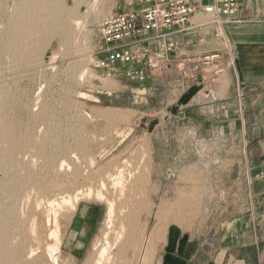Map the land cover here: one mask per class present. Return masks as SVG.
<instances>
[{"label":"rangeland","instance_id":"1","mask_svg":"<svg viewBox=\"0 0 264 264\" xmlns=\"http://www.w3.org/2000/svg\"><path fill=\"white\" fill-rule=\"evenodd\" d=\"M33 2L45 9L33 12V23L24 31V39L15 41L18 44L15 47L11 34L14 19L21 11L23 16L29 14V10L19 9ZM142 5L143 0H83L79 4L76 0H0V117L3 122L0 129L14 125L10 138L17 146L16 152L31 161L33 172L43 180L46 177L40 173L49 158L66 161L75 177L73 185L83 189L96 188V182L118 167L139 166L143 175L141 191L146 198L142 229L147 233L152 231L160 217L171 220L167 230L177 224L191 230L203 216L205 196L214 197V182H206L205 178L215 179V176L205 175L203 168L214 165L215 160H175L171 157L175 152H168L166 147L154 153L156 142L152 134L167 124L166 118H172L171 107L191 84L199 83L201 74H205L203 84L207 90L224 91L228 86V69L226 64L218 65L217 60L211 68L202 65L193 78L186 64L180 62L174 76L166 75L170 69L155 72L156 79L152 80L150 90L149 86L136 84L125 76L109 77L107 72L96 68L92 56L100 43L103 19ZM58 11L63 12V17ZM195 20L204 22L200 16ZM124 70L118 67L115 72L124 73ZM154 122H158V127L151 131ZM164 129L170 132L177 128ZM2 139L0 144L6 146ZM90 160L95 162L92 172L87 169ZM7 172L0 160V185L7 179ZM203 185H208L210 190L199 191ZM73 205L76 212L60 213L61 225H65L61 227L64 238L60 252L54 256L59 264H89L97 255L96 247L105 244L103 233L108 206L95 196ZM83 205L85 211L79 216L77 213ZM3 217L6 218L0 213L4 220L0 219V227L5 231L7 228L8 232L11 222ZM177 219L189 221L180 223ZM76 222L80 225H75ZM30 225L32 222L27 227ZM70 237L74 243L69 244ZM164 243L165 238L155 241V260L149 264H162ZM25 249L14 263L11 255L0 249V264H46L41 254L27 261L28 247Z\"/></svg>","mask_w":264,"mask_h":264},{"label":"crops","instance_id":"2","mask_svg":"<svg viewBox=\"0 0 264 264\" xmlns=\"http://www.w3.org/2000/svg\"><path fill=\"white\" fill-rule=\"evenodd\" d=\"M234 19L238 22L179 36V52L171 54L166 73L171 76L180 62L192 75L206 56L219 54L218 65H227L228 86L205 88L152 134L154 153L166 147L175 160H215L203 168L205 175L215 176L205 178L214 182V197L205 196L194 228L177 224L167 230L162 264H264V0H240ZM154 74L136 84L151 90ZM168 126L177 129L169 132ZM199 189L210 190L208 185ZM84 211L83 205L77 215Z\"/></svg>","mask_w":264,"mask_h":264},{"label":"bare ground","instance_id":"3","mask_svg":"<svg viewBox=\"0 0 264 264\" xmlns=\"http://www.w3.org/2000/svg\"><path fill=\"white\" fill-rule=\"evenodd\" d=\"M82 1L76 0L78 4ZM40 7L33 2L27 8L23 6L19 9L29 10V14L23 16L21 11L20 15L14 19L11 34L15 47L18 45L15 41L24 39V31H28L33 23L35 11L45 9ZM61 11H58V14L63 17ZM108 116L112 117L113 113ZM1 117L0 126L3 125ZM11 126L14 127V125ZM11 126L9 124L4 129H0V138H3L2 142L6 144V146L0 144V160L8 171L7 179L0 185V213L11 222L8 232L6 223H4L6 231L0 227V249H4L3 252L11 255L12 263L19 259L28 247L27 261L41 254L44 255L46 264H59L54 254L60 252L61 241L64 238L61 227L65 226L61 225L63 219L59 217L62 215L60 213L64 211L67 212L66 214L74 213L76 212L74 203L94 196L98 201L107 203L108 213L106 229L103 233L105 244L102 247L99 245L100 248L96 247L97 255L89 264H149L154 259L155 241L164 240L171 220L165 218L166 221L159 217L152 231L147 233L142 229V210L146 198L141 191L143 175L140 173L142 169H139V166L134 168L128 164L116 167L114 173H109L107 177L104 176L96 182L97 186L94 190L92 187L87 189L81 186L75 187L73 185L75 177L71 172V166L67 165L66 161L58 162L56 159L49 158L42 166L40 173L46 177V180H43L38 177L39 174L33 172L29 164L30 160L27 161L26 157H20L21 155L16 152L17 146L10 138L13 135ZM72 159L70 162H73ZM94 166L95 162L90 160L87 169H91L92 172ZM164 207L167 208L168 205ZM164 207L161 209L166 210ZM29 222H32V225L27 227ZM110 238L112 243H109ZM6 261L9 262V260Z\"/></svg>","mask_w":264,"mask_h":264},{"label":"built area","instance_id":"4","mask_svg":"<svg viewBox=\"0 0 264 264\" xmlns=\"http://www.w3.org/2000/svg\"><path fill=\"white\" fill-rule=\"evenodd\" d=\"M239 1L143 0L138 9L120 11L103 19L93 64L109 77L125 76L145 83L150 74L171 68V54L180 47L179 36L205 25L221 28L238 22L234 16ZM197 16L204 22H194ZM219 57V54L208 55L203 65L211 68ZM118 67L126 71L116 74ZM197 70L199 67L195 68ZM198 78L204 82L202 74Z\"/></svg>","mask_w":264,"mask_h":264},{"label":"water","instance_id":"5","mask_svg":"<svg viewBox=\"0 0 264 264\" xmlns=\"http://www.w3.org/2000/svg\"><path fill=\"white\" fill-rule=\"evenodd\" d=\"M205 86L201 78H199V83L197 85L191 86L178 100L176 105L172 106L170 113L172 116H177L182 107L190 105V103L202 92ZM158 125V122L151 124V131Z\"/></svg>","mask_w":264,"mask_h":264}]
</instances>
